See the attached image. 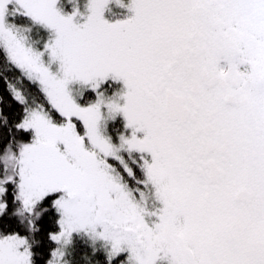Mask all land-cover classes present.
<instances>
[{"label":"snow or ice","instance_id":"obj_1","mask_svg":"<svg viewBox=\"0 0 264 264\" xmlns=\"http://www.w3.org/2000/svg\"><path fill=\"white\" fill-rule=\"evenodd\" d=\"M0 264H264V0H0Z\"/></svg>","mask_w":264,"mask_h":264},{"label":"trees","instance_id":"obj_2","mask_svg":"<svg viewBox=\"0 0 264 264\" xmlns=\"http://www.w3.org/2000/svg\"><path fill=\"white\" fill-rule=\"evenodd\" d=\"M83 2H84V0H80V5H81V7H83ZM114 11H117V10L114 9ZM107 15L109 16L110 19L115 18V17L112 15V13H110V12H108Z\"/></svg>","mask_w":264,"mask_h":264},{"label":"rangeland","instance_id":"obj_3","mask_svg":"<svg viewBox=\"0 0 264 264\" xmlns=\"http://www.w3.org/2000/svg\"><path fill=\"white\" fill-rule=\"evenodd\" d=\"M107 14H108V12H106L105 15L109 18V16ZM37 39H38V37H37Z\"/></svg>","mask_w":264,"mask_h":264},{"label":"flooded vegetation","instance_id":"obj_4","mask_svg":"<svg viewBox=\"0 0 264 264\" xmlns=\"http://www.w3.org/2000/svg\"><path fill=\"white\" fill-rule=\"evenodd\" d=\"M117 11H120V12H122L123 10H117Z\"/></svg>","mask_w":264,"mask_h":264}]
</instances>
